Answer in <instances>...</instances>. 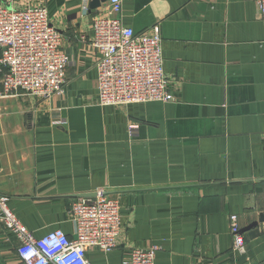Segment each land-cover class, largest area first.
Returning <instances> with one entry per match:
<instances>
[{
	"label": "crops",
	"instance_id": "crops-1",
	"mask_svg": "<svg viewBox=\"0 0 264 264\" xmlns=\"http://www.w3.org/2000/svg\"><path fill=\"white\" fill-rule=\"evenodd\" d=\"M0 0L44 7L69 58L64 92L0 98V196L35 238H74L71 206L98 190L118 200V248L90 264H264V24L257 0H122L135 34L156 27L172 100L101 107L92 23L108 1ZM4 69L0 70V92ZM245 241L233 251L229 216ZM255 223V224H254ZM257 223V224H256ZM0 224V264H22Z\"/></svg>",
	"mask_w": 264,
	"mask_h": 264
},
{
	"label": "built area",
	"instance_id": "built-area-1",
	"mask_svg": "<svg viewBox=\"0 0 264 264\" xmlns=\"http://www.w3.org/2000/svg\"><path fill=\"white\" fill-rule=\"evenodd\" d=\"M122 0H109L106 13L92 23L90 45L98 53L97 100L101 107H127L168 102L161 40L157 28L135 34L122 24ZM264 24V0H257ZM69 58L61 49V35L44 7L0 5V70L4 69L0 98L32 96L47 101L64 92ZM74 238L60 229L37 239L8 209L0 196V224L19 242L16 255L22 264H90V249L104 253L118 248L122 221L118 200L98 190L71 206ZM232 249L245 254L237 216L230 215ZM158 247L135 248L124 264H154Z\"/></svg>",
	"mask_w": 264,
	"mask_h": 264
},
{
	"label": "water",
	"instance_id": "water-1",
	"mask_svg": "<svg viewBox=\"0 0 264 264\" xmlns=\"http://www.w3.org/2000/svg\"><path fill=\"white\" fill-rule=\"evenodd\" d=\"M105 1H107V0H92L91 4H90V7H91V9L98 8L100 3L105 2ZM258 221L259 222H263L264 221V215L263 214L259 216V220ZM240 233H242V231H240Z\"/></svg>",
	"mask_w": 264,
	"mask_h": 264
}]
</instances>
